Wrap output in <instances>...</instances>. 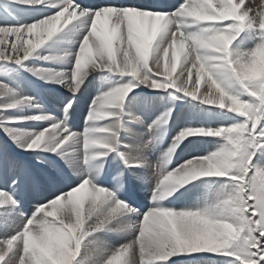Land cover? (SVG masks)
I'll return each mask as SVG.
<instances>
[{
  "label": "snow or ice",
  "instance_id": "1",
  "mask_svg": "<svg viewBox=\"0 0 264 264\" xmlns=\"http://www.w3.org/2000/svg\"><path fill=\"white\" fill-rule=\"evenodd\" d=\"M0 264H264V0H0Z\"/></svg>",
  "mask_w": 264,
  "mask_h": 264
},
{
  "label": "rangeland",
  "instance_id": "2",
  "mask_svg": "<svg viewBox=\"0 0 264 264\" xmlns=\"http://www.w3.org/2000/svg\"><path fill=\"white\" fill-rule=\"evenodd\" d=\"M80 126L82 127V121H80ZM186 158V157H185Z\"/></svg>",
  "mask_w": 264,
  "mask_h": 264
}]
</instances>
